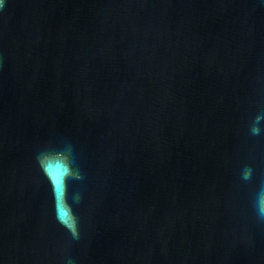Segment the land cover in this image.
<instances>
[{"label":"water","instance_id":"1","mask_svg":"<svg viewBox=\"0 0 264 264\" xmlns=\"http://www.w3.org/2000/svg\"><path fill=\"white\" fill-rule=\"evenodd\" d=\"M0 3V264H264V0Z\"/></svg>","mask_w":264,"mask_h":264},{"label":"clouds","instance_id":"2","mask_svg":"<svg viewBox=\"0 0 264 264\" xmlns=\"http://www.w3.org/2000/svg\"><path fill=\"white\" fill-rule=\"evenodd\" d=\"M0 8L3 4L0 3ZM264 121V113L257 114L253 117L249 131L252 135L261 134V122ZM56 159L60 161V171L53 173L49 170L47 162ZM37 164L43 175L47 178L53 193L54 212L57 221L67 229L73 239H79V218L72 211V203H68V181L70 179H80L81 177L74 173L73 162L71 159V149H56L48 147L41 151L37 157ZM253 169L245 165L241 170V179L250 181L252 179ZM79 202L78 194L73 196V203ZM253 206L257 217L264 220V184H261L255 192ZM68 264H72L71 261Z\"/></svg>","mask_w":264,"mask_h":264}]
</instances>
